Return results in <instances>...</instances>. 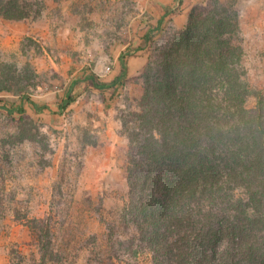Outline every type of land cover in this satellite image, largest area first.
Returning a JSON list of instances; mask_svg holds the SVG:
<instances>
[{
	"label": "rangeland",
	"instance_id": "374dc122",
	"mask_svg": "<svg viewBox=\"0 0 264 264\" xmlns=\"http://www.w3.org/2000/svg\"><path fill=\"white\" fill-rule=\"evenodd\" d=\"M38 1L36 17L0 18V87L10 91H0V264H152L125 219L136 115L145 77L190 12L211 0ZM219 1L238 15L233 44L253 111L256 94L264 101V0ZM121 63L126 76L113 89L89 84H110ZM23 99L45 109L32 112ZM22 104L29 109L19 113Z\"/></svg>",
	"mask_w": 264,
	"mask_h": 264
},
{
	"label": "trees",
	"instance_id": "16d2710c",
	"mask_svg": "<svg viewBox=\"0 0 264 264\" xmlns=\"http://www.w3.org/2000/svg\"><path fill=\"white\" fill-rule=\"evenodd\" d=\"M232 6L219 0L196 6L159 69L144 80L125 219L152 264H264V101L256 94L255 109L244 107L251 92L242 49L233 44L239 30ZM42 9L38 0H0L7 21ZM125 76L121 63L110 84L91 78L89 84L113 89Z\"/></svg>",
	"mask_w": 264,
	"mask_h": 264
},
{
	"label": "crops",
	"instance_id": "0c3cea01",
	"mask_svg": "<svg viewBox=\"0 0 264 264\" xmlns=\"http://www.w3.org/2000/svg\"><path fill=\"white\" fill-rule=\"evenodd\" d=\"M160 20H162V18L160 19ZM9 22H12V21H9ZM160 23V22H159ZM136 51H138V53L139 52H141L140 50H136ZM138 53H136V54H138ZM135 59H137V61H139L138 63L141 65L142 63H143V61H144V59L143 58H141V56H139V57H133V60H135ZM120 75V71H119V73L117 74V76H115V78H118V76ZM114 78V79H115ZM89 81V80H88ZM23 101H25V103H28L30 106H31V108H30V110L32 111V112H36V113H40V112H42V110H44L45 108H43V106L40 108L37 104H35L34 103V101L33 100H31V99H29V101H27V100H25V99H23ZM20 107L22 108V109H29L28 107H26L25 108V105L24 104H22V106L20 105ZM16 109H18V108H16Z\"/></svg>",
	"mask_w": 264,
	"mask_h": 264
}]
</instances>
